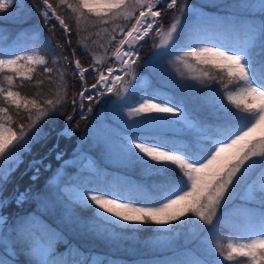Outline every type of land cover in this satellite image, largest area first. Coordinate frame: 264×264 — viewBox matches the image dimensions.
<instances>
[{
  "label": "snow or ice",
  "instance_id": "obj_1",
  "mask_svg": "<svg viewBox=\"0 0 264 264\" xmlns=\"http://www.w3.org/2000/svg\"><path fill=\"white\" fill-rule=\"evenodd\" d=\"M235 7L241 13L222 21L190 0H36L31 8L25 0H0V18L25 9L27 16L18 22L27 24L33 13L39 17L27 36L31 47L19 41L6 46L7 36L0 34V264H20L21 258L23 264H113L74 247L39 211L15 218L3 214L13 203L21 208L32 201L58 212L80 234L113 245L151 229L156 238L147 247L170 248L174 236L162 241L159 233H173L195 217L192 239L203 233L205 246L195 253L173 250L155 264H264V0H238ZM40 24L47 27V38ZM82 33H89L83 37L90 42L84 53L91 61H82L84 53L72 47V38ZM225 33L228 39H220ZM148 40L153 41V64L174 56L186 67H192V60L211 70L191 77L217 86L208 103L211 119H190L181 104L156 102L151 95L126 104L122 93L135 91L140 49ZM69 69L70 78L80 82L70 103L74 112L79 106L81 119L112 95L113 119L129 129L179 125L182 142L159 134L100 138L90 132L70 160L56 154L65 169L77 170L75 179L63 181L65 187L8 192L24 154L47 139L45 125L69 103ZM92 73L95 82L89 84ZM72 120L73 115L66 116ZM73 131L66 123L60 135ZM102 145L106 154L117 146L122 158L153 182L120 185L106 175L95 182L92 153ZM40 163L33 161V180ZM241 189L243 202L237 206ZM78 210L90 215L82 217ZM225 221L243 226L236 232L238 241L223 246L213 241Z\"/></svg>",
  "mask_w": 264,
  "mask_h": 264
},
{
  "label": "trees",
  "instance_id": "obj_2",
  "mask_svg": "<svg viewBox=\"0 0 264 264\" xmlns=\"http://www.w3.org/2000/svg\"><path fill=\"white\" fill-rule=\"evenodd\" d=\"M28 8H31L36 4V0H25ZM170 15V14H169ZM27 9L24 12H12L6 16L0 18V34L7 36L6 46L14 47L16 43L22 42L26 46L31 47L33 41L27 39V36H30L34 29L31 25L38 23L39 17L32 14L31 19L28 20L27 24L18 22V17H26ZM167 21V17L165 18ZM39 27L43 30L44 38H47L49 35L48 29L43 24H40ZM89 35V33H82L80 36H75L72 38V47L78 49V54L84 53L85 43H90L89 41L84 40V36ZM224 36L228 37L225 33ZM79 41V44H77ZM37 47L39 44L37 43ZM151 50L150 40L144 43L143 47L140 49V60H144ZM68 50H65L67 54ZM259 51V49H257ZM43 54V53H42ZM80 58L83 60L87 59L91 61L92 57L88 56L86 53L80 55ZM109 62H111L109 60ZM87 66V65H86ZM140 70L139 65L137 66V72ZM209 70L205 65H198L199 74L204 71ZM95 74L87 76V81L89 84L93 83L95 80ZM71 70L69 69V78L67 82L69 84V103L66 104L60 111L45 125V132H48L49 135L46 140L41 143L34 144L29 153L25 154L24 161L19 165V167L12 173L11 179L8 185V192H11L13 189H18L24 191L25 189L31 188H44L48 186L52 191L56 190V187L62 188L65 186L63 181L65 179H75L77 176V170L71 168L66 169L64 175L62 176L60 182L57 185H54L51 182V172L58 165V161L55 159V154L61 152L64 154V157L70 156L72 149L76 146V137L79 136L86 127L85 119H81L78 116L79 106H75V112L70 101L72 96L80 88V82L74 81L71 78ZM184 87V88H183ZM217 87L211 81L207 83H201L197 80L190 83L189 87L182 85L178 90V87L171 88V93H159L154 91L150 86L144 87L141 92H147L153 96H158V98H164L170 100L173 104H181L187 112V115L190 118L197 119H211L210 110L208 108V98L214 95L212 89ZM183 88V89H182ZM25 92L29 91L28 88L24 89ZM137 94L133 95V99H136ZM67 115H73V120L71 122L66 121ZM66 123H70L72 128H75L73 136L69 139H66L65 136L60 135V131L64 128ZM155 134L149 132H136L131 133L135 135H144V134ZM166 136L170 140L175 141L177 144L181 143L182 140L179 139L180 136L172 133L159 134ZM88 147V146H87ZM85 147V148H87ZM99 148L95 149L92 155L95 157V162L98 168L97 179L95 182L99 183L103 176H107L112 182L124 185H147L151 184L153 181L146 176H143L140 171H134L131 175L132 177H127L126 179H120L113 175L112 169L110 166L105 163L101 157L98 155ZM42 161L39 164V176L37 180H33L32 175L34 168L32 167L33 161ZM49 164V167H44L41 164ZM42 166V167H41ZM30 211H39L41 212L48 221H50L53 226L60 228L64 231L66 239L74 247L78 246L85 253L97 254L102 257L110 258L113 261V264H155L157 260L163 259L165 257L172 256L173 250L177 253L185 250L184 245L180 248L179 245L174 246L171 249H154L147 247V242L150 241V238L156 236L151 229L140 231L136 233L135 239L132 241H127L120 245H113L108 241L100 238H96L91 235L80 234L77 229L72 225H68L61 221L60 215L58 212L45 211L43 208H40L34 201L27 202L21 208H17L13 203L7 209L4 210V214L9 215L11 218H15L17 215L24 214ZM79 214L82 217H87L90 215V212L87 210H78ZM184 225L180 228L182 229ZM243 224L241 221H225L221 223L218 227V230L215 234L213 243H219L220 245L226 246V238L228 233H233L236 235V232L242 227ZM177 227V226H176ZM163 233V232H162ZM160 234V233H159ZM239 238V237H238ZM61 250H63V245H60ZM203 248V247H202ZM189 249V248H188ZM193 253L198 252L199 246H191L190 248ZM20 264H23V258H21Z\"/></svg>",
  "mask_w": 264,
  "mask_h": 264
},
{
  "label": "rangeland",
  "instance_id": "obj_3",
  "mask_svg": "<svg viewBox=\"0 0 264 264\" xmlns=\"http://www.w3.org/2000/svg\"><path fill=\"white\" fill-rule=\"evenodd\" d=\"M190 2L198 8H203L205 15H208L213 18H218L222 21L232 20L235 15L241 13V10L235 7L238 0H190ZM220 39H228V37L222 35L220 36ZM150 45H151V50L149 54L144 60H141V63L139 64L140 70L137 72L138 79L134 81L135 91L132 93L131 96H128L127 93H122V95L125 96L126 104L129 106L135 104L142 97H145L148 95L153 96L152 94H149L147 92H141L140 89L144 87L150 86L154 91H157L159 93L169 94L172 91L171 88L178 87V90H180L179 88L182 85H184L185 87H189L190 83L195 81L191 79V77L199 75L198 65L195 64V62L192 60H189L188 62L189 64L192 65L191 68L186 67L181 62H176L174 56L162 57L159 60V62L153 64V61L151 59L152 53L154 51L152 40H150ZM134 94H137L136 99H133ZM158 96L159 95L155 96L157 97L156 102L166 101V102H169L170 104H173L172 102H170V100L164 99V98H158ZM210 98L211 97L208 98V102L210 101ZM114 100H116V97L109 95L104 98L103 102L93 106L92 113H87V111H85V115L88 117L87 119H85V121L87 120L85 122L86 127L84 131L79 136L76 137L75 139L76 146L74 149H72L71 151L72 154L66 157L65 159L70 160L75 152L80 151V148L78 146L84 143L83 138L87 136L90 132L92 135L96 137H100V138H106L108 135H111L112 133L128 135V134L136 133V132H149V133H155V134L172 133L180 137L183 135L180 132L179 125L162 126L157 129H144V128L129 129L127 128L122 122H120L119 120L113 119L111 116V112H110L111 102ZM87 103L88 102L85 101V104ZM127 110H128L127 106L123 108L124 113H126ZM162 118L164 117L162 116ZM125 119L127 120L128 118L125 116ZM72 129L75 131V128H72ZM74 131L70 133L69 135L65 136V138L69 139L71 136H73ZM87 146L88 145H84V147H87ZM56 154H55V159L58 161V165L51 172V182L54 185H57L60 182L62 176L66 172L65 171L66 169L63 167V161L58 160L56 158ZM98 155L99 157H101V159L105 163H107L110 166V168L112 169L113 175L117 178L126 179L127 177H132L133 175L131 174L135 170L140 171L138 166H133L127 163L122 158L119 152V148L115 145L113 146L110 154L105 153V151L103 150V145H102L101 148H99ZM24 158H25V154L22 157V162L24 161ZM41 165H43L44 167H49L48 163L46 164L43 163ZM32 178H33V175H32ZM63 187L65 186H62V188ZM67 195L71 197L72 190H69ZM242 195H243V190L241 189L237 192V199L235 201L237 206H239L243 202L239 198ZM4 215L9 217V215L7 214H4ZM195 220L196 218L193 217L192 221H195ZM192 221H189L188 223L183 224L184 226L182 229L180 228L182 225H177V227L174 228L173 233H167V232L160 233L159 237L162 241H167L168 238L171 236H174V239L170 241V244H171L170 248H156V249L167 250V249L173 248L176 245H179L180 248L184 245L186 249L188 248L190 249L191 246L196 245V246H199V249H202V247L205 246L202 243L204 234L200 233L199 236L195 240L192 239V230L194 228V224ZM155 238L156 236L150 238V241L154 240ZM238 239H239L238 236H236L235 234L228 233L227 238H226V245L229 242L235 243L238 241Z\"/></svg>",
  "mask_w": 264,
  "mask_h": 264
}]
</instances>
